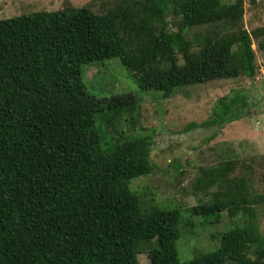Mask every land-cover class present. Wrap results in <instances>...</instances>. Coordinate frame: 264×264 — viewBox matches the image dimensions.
<instances>
[{
    "label": "trees",
    "instance_id": "16d2710c",
    "mask_svg": "<svg viewBox=\"0 0 264 264\" xmlns=\"http://www.w3.org/2000/svg\"><path fill=\"white\" fill-rule=\"evenodd\" d=\"M243 3L120 0L100 12L66 5L0 20V264H139L137 243L152 239L147 264H264L255 222L264 192H252L248 176L228 177L231 160L198 180V188H218L190 211L213 223L224 211L240 221L214 250L180 261V210L130 187L153 170L152 135L103 134L102 123L113 127L131 109V95L125 106L96 109L100 98L81 78V65L112 57L141 90L165 97L218 78H252V42L264 59V29L240 25ZM248 108L246 94L226 95L190 127L219 130Z\"/></svg>",
    "mask_w": 264,
    "mask_h": 264
},
{
    "label": "rangeland",
    "instance_id": "374dc122",
    "mask_svg": "<svg viewBox=\"0 0 264 264\" xmlns=\"http://www.w3.org/2000/svg\"><path fill=\"white\" fill-rule=\"evenodd\" d=\"M120 0H0V20L38 11H55L66 5L89 6L96 12L113 7ZM241 26L250 33L264 29V0L250 3L244 0ZM192 32H189L191 35ZM256 73L252 78H218L205 84L178 88L170 96L160 92L143 91L134 75L119 57L81 65V78L87 90L98 97L96 109L125 106L130 110L113 120V127L102 123L105 137H130L140 133L152 135L150 173L130 181V187L144 190L163 208H178L181 213L180 237L175 247L180 261H186L199 251L214 250L222 231L234 226L240 218L230 219L226 211L220 221L210 222L202 215H194L190 208L209 201L211 191L199 187L198 180L207 177L208 169L231 160V176H248L252 192H264V59L254 38ZM246 94L248 113L216 128L190 127L200 124L212 112L215 103L226 95ZM148 197V196H147ZM258 232L264 234V209L257 208L255 219ZM156 240L137 243V261L148 263V253L156 247ZM254 256L253 253H250ZM232 264V263H227Z\"/></svg>",
    "mask_w": 264,
    "mask_h": 264
}]
</instances>
